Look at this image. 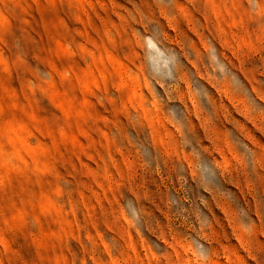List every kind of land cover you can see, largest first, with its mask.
<instances>
[{
	"label": "rangeland",
	"instance_id": "1",
	"mask_svg": "<svg viewBox=\"0 0 264 264\" xmlns=\"http://www.w3.org/2000/svg\"><path fill=\"white\" fill-rule=\"evenodd\" d=\"M0 264H264V0H0Z\"/></svg>",
	"mask_w": 264,
	"mask_h": 264
}]
</instances>
